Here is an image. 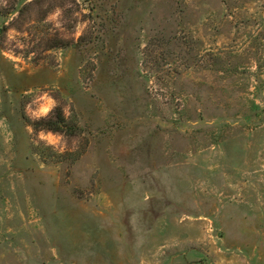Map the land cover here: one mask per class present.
Here are the masks:
<instances>
[{"label": "rangeland", "instance_id": "rangeland-1", "mask_svg": "<svg viewBox=\"0 0 264 264\" xmlns=\"http://www.w3.org/2000/svg\"><path fill=\"white\" fill-rule=\"evenodd\" d=\"M0 264H264V0H0Z\"/></svg>", "mask_w": 264, "mask_h": 264}, {"label": "trees", "instance_id": "trees-1", "mask_svg": "<svg viewBox=\"0 0 264 264\" xmlns=\"http://www.w3.org/2000/svg\"><path fill=\"white\" fill-rule=\"evenodd\" d=\"M57 47V46H54ZM38 123L39 127L45 128L49 131L52 132H67L69 134H73L74 130L73 128L67 126L64 117L62 115V112L59 108H56L54 111V117L50 118L46 121H42V122H36V124Z\"/></svg>", "mask_w": 264, "mask_h": 264}]
</instances>
